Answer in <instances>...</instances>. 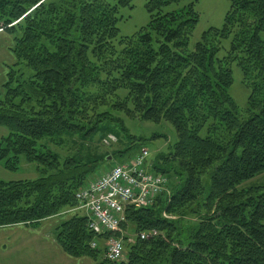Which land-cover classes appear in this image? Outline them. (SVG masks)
<instances>
[{
	"label": "trees",
	"instance_id": "obj_1",
	"mask_svg": "<svg viewBox=\"0 0 264 264\" xmlns=\"http://www.w3.org/2000/svg\"><path fill=\"white\" fill-rule=\"evenodd\" d=\"M188 1L146 0L149 24L120 37V11L133 0H0V33L17 61L0 88L9 131L0 164L18 172L25 160L40 174L0 179V228L71 211L56 240L95 264H264V184L242 187L264 174V0H228L223 27L194 48L195 3L169 10ZM235 63L251 90L243 112L230 95ZM126 119L168 123L177 141L151 162L167 180L155 204L126 208L121 231L131 226L136 242L110 261L106 242L123 233L91 230L76 195L110 161L85 143ZM151 231L159 235L141 239Z\"/></svg>",
	"mask_w": 264,
	"mask_h": 264
},
{
	"label": "rangeland",
	"instance_id": "obj_2",
	"mask_svg": "<svg viewBox=\"0 0 264 264\" xmlns=\"http://www.w3.org/2000/svg\"><path fill=\"white\" fill-rule=\"evenodd\" d=\"M190 2L195 3V9L199 14V24L191 37L190 47L194 46L201 40L203 33L211 28H222L225 17L230 9L228 0H190L180 5H172L169 10L178 9L188 5ZM120 21L118 24L120 37H131L135 35L141 28L146 27L150 21V15L146 10V0H133L132 7L123 8L120 11ZM264 40V33L261 34ZM12 44V39L5 33L0 34V84L4 81L3 71L9 72L16 69V59L13 54L8 51L7 45ZM231 40L223 42V48L220 55L223 56L230 48ZM25 74H29V70L23 68ZM233 85L230 88V95L235 100L239 109L243 112L247 109L248 99L251 94L249 86L244 83L243 73L240 67L235 63L232 66ZM6 81V80H5ZM124 125V129L122 126ZM123 125L110 127L107 124H102L100 131L91 142L85 143L86 146L91 145L93 151L99 155H109L110 161L101 162L95 171V175L91 180L102 176L108 172L113 166L124 165L131 162L134 157L141 151L142 148L148 149L150 152L149 162L145 167L146 171H150V165L153 157L158 149H165L168 144H174L177 141L176 131L173 126L168 123L155 124L152 122H142L138 120L126 119ZM109 133L114 134V141L105 144L104 140ZM9 135V131L0 126V143ZM158 136V137H157ZM156 137V138H155ZM141 139V140H140ZM140 140V141H138ZM80 144V143H79ZM53 150L61 153L63 156L72 154L77 149H70L68 152H62L60 149L53 147ZM67 151V150H66ZM126 151V152H125ZM122 153V155H119ZM40 177L36 164L28 163L22 160L21 169L18 172H10L4 169L0 164V179L5 181H17L24 179H36ZM89 183V182H88ZM205 183L209 190V180ZM264 174L252 179L245 184L243 188L253 185H263ZM241 187V188H242ZM71 215H64V220ZM122 240L124 244H133L136 242V234L131 226H127L123 230ZM107 244V242H106ZM107 246V245H105Z\"/></svg>",
	"mask_w": 264,
	"mask_h": 264
},
{
	"label": "built area",
	"instance_id": "obj_3",
	"mask_svg": "<svg viewBox=\"0 0 264 264\" xmlns=\"http://www.w3.org/2000/svg\"><path fill=\"white\" fill-rule=\"evenodd\" d=\"M114 140V136H109L105 144ZM148 158V150L143 149L130 163L114 166L101 177L89 181L87 186L77 193L76 198L80 202L78 209L85 210L91 217L89 228L95 233L120 231L128 206L149 208L165 190L166 178L145 170ZM157 235V231L142 233L141 239ZM96 246L94 243L93 247ZM124 257L123 241L110 238L106 258L110 261H121Z\"/></svg>",
	"mask_w": 264,
	"mask_h": 264
},
{
	"label": "crops",
	"instance_id": "obj_4",
	"mask_svg": "<svg viewBox=\"0 0 264 264\" xmlns=\"http://www.w3.org/2000/svg\"><path fill=\"white\" fill-rule=\"evenodd\" d=\"M12 44L7 45L8 51ZM5 80L6 77L0 88ZM63 221L64 216H59L47 219L37 227L15 225L0 228V264H95L89 258L68 255L59 245L56 230Z\"/></svg>",
	"mask_w": 264,
	"mask_h": 264
},
{
	"label": "water",
	"instance_id": "obj_5",
	"mask_svg": "<svg viewBox=\"0 0 264 264\" xmlns=\"http://www.w3.org/2000/svg\"><path fill=\"white\" fill-rule=\"evenodd\" d=\"M109 160H110V158H109Z\"/></svg>",
	"mask_w": 264,
	"mask_h": 264
}]
</instances>
